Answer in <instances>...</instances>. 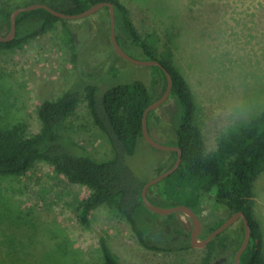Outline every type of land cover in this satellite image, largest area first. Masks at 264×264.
<instances>
[{
  "label": "trees",
  "instance_id": "obj_1",
  "mask_svg": "<svg viewBox=\"0 0 264 264\" xmlns=\"http://www.w3.org/2000/svg\"><path fill=\"white\" fill-rule=\"evenodd\" d=\"M98 3L113 6L114 34L119 47L131 57L157 61L172 79L171 92L165 102L173 106L172 111L167 119L157 116L156 110L149 112L146 126L149 136L152 129L161 134L160 144L179 148L181 161L171 175L147 190V200L160 208L185 206L198 218L203 211L205 198L211 197L217 204L224 205L227 216L215 221L207 234L201 236L202 240L232 214L243 213L250 229V238L239 264H264L262 232L252 210L256 183L264 171V111L237 124L217 140L214 151L206 152L201 131L196 125L198 110H195L183 76L174 65L173 40L169 39V46L161 52L159 42L153 35L142 36L138 33L128 9L119 0H0V24L9 30L11 13L31 5H45L59 13L77 15ZM102 10L108 11L107 8ZM58 23L62 26L65 45L75 44L67 21L38 9L20 13L16 17L14 38L8 43H0V50L19 48ZM106 31L109 36V21ZM104 44L108 52L110 48L105 40ZM96 49L100 51L99 47ZM77 50V47L73 49L75 65L82 59ZM82 61L88 66L85 60ZM108 67L110 72L119 71L111 65L110 60L103 62L97 72L76 70L74 79L60 98L43 100L36 110L40 132L34 137H26L24 119L18 118L17 112L11 111L13 109L10 110L11 86L2 83L0 76V179L20 177L30 171L36 162H46L56 174L91 191L76 208L81 225L88 226L91 212L105 206L125 221L140 246L151 251H170L166 245L175 244L180 233L175 230L172 235L166 231L168 233L162 236L165 237L162 241L152 239L158 215L150 213L142 204L141 190L148 179L140 174V169L148 164L143 159L145 155L149 156L150 162L156 160L152 166V177L168 170L176 159V152L151 148L143 141L141 134L143 110L163 94L165 76L158 67H152L148 79L143 82L132 80L105 87V78H99L98 74ZM260 99L263 101L264 91L260 92ZM81 100L93 126L107 141L111 156L106 161L91 159L81 146L71 141L66 132L65 123ZM153 191L155 198L149 194ZM19 221H23V218L11 212L8 204L4 206L1 201L0 229L10 232L11 236L3 238L7 248L3 241L0 242V264H82L80 252L70 247L67 240L59 239L56 230H48L46 235L42 233L39 236L31 226L23 228ZM215 238L224 241L220 235ZM242 238L243 226L242 237L232 250L233 257L226 254L215 256V260L224 258L222 264H233ZM39 239L42 241L37 246L35 242ZM162 242L167 244L161 245ZM97 245L101 264H119L105 235L98 237ZM181 246L186 247L182 243ZM211 259V253H208L203 264H213Z\"/></svg>",
  "mask_w": 264,
  "mask_h": 264
},
{
  "label": "rangeland",
  "instance_id": "obj_2",
  "mask_svg": "<svg viewBox=\"0 0 264 264\" xmlns=\"http://www.w3.org/2000/svg\"><path fill=\"white\" fill-rule=\"evenodd\" d=\"M119 1L128 9L138 33L153 35L161 52L169 46L168 40H173L174 65L198 110L196 125L206 152L214 151L217 140L237 124L264 111V99H260V92L264 91V0ZM107 18L108 11L101 9L83 20L68 21L75 44L65 45L62 26L58 23L19 48L0 50L2 83L11 86L10 110L24 119L26 137L40 132L36 116L39 104L45 99L60 98L76 70L97 72L103 62L110 60L119 71L110 72L108 67L98 74L99 78H105V87L148 79L152 67L126 63L113 52L106 31ZM8 33L5 25L0 24V36ZM103 39L110 48L108 52ZM75 47L88 66L82 59L74 64ZM172 107L164 103L156 110V115L167 119ZM65 128L71 141L81 146L91 159L102 162L110 158L107 141L93 126L82 100L66 121ZM151 137L159 144L162 141L155 129ZM143 159L148 164L140 169V174L150 180L156 160L150 162L146 155ZM254 193L252 210L262 232L264 250V171ZM90 194L87 187L56 174L52 166L42 161L20 177L0 179V202L4 206L8 204L11 212L23 218L19 221L23 228L31 226L39 236L56 230L59 239L67 240L70 247L80 252L82 264H101L97 245L101 235L107 238L119 264H203L208 253H211V262H215V256L233 257L232 250L242 237V224L237 221L220 234L224 241L214 238L210 246L194 248L189 244L192 222L187 215L158 216L152 230L153 240L160 242L165 239L162 236L168 232L173 235L175 230L180 237L171 246L160 243L170 251H151L140 246L125 221L105 206L91 212L88 226L81 225L76 208ZM149 194L156 197L154 191ZM202 207L199 242L215 221L227 216L225 206L211 197L203 200ZM5 236H11L10 232L0 229V242ZM39 241L42 240L35 242L37 246ZM3 243L7 248L6 240ZM181 243L186 247H180Z\"/></svg>",
  "mask_w": 264,
  "mask_h": 264
},
{
  "label": "water",
  "instance_id": "obj_3",
  "mask_svg": "<svg viewBox=\"0 0 264 264\" xmlns=\"http://www.w3.org/2000/svg\"><path fill=\"white\" fill-rule=\"evenodd\" d=\"M103 8L108 9V21H109V40L112 47L113 52L116 54V56L129 64L135 65V66H141V67H158L164 74L166 79V87L163 92V94L153 103L149 104L142 113L141 118V134L143 141L150 146L151 148L161 151V152H176V159L174 164L168 169L157 176H154L150 180H148L141 190V201L143 206L152 214L158 215V216H168L172 214H184L189 217V219L192 222V229L190 233L189 238V244L191 247L194 248H201L206 246L212 239L222 234L225 230H227L231 225H233L237 221H241L243 226V238L241 241V244L239 248L237 249L234 258H233V264H239V258L245 248L248 245L249 238H250V229L248 226L247 219L245 218L244 214L239 212L232 214L229 216L218 228H216L213 232H211L205 239L198 241L200 231H201V225L199 218L187 207L185 206H176L171 208H160L152 205L146 197L147 190L160 183L162 180H164L166 177L171 175L179 166L181 161V151L177 147H170V146H164L162 144L157 143L151 136H149L146 126V117L149 114V112L157 110L159 107H161L169 98L171 87H172V79L169 73L155 60H136L132 58L131 56L127 55L117 44L114 34V12H113V6L109 3H98L90 7L89 9L85 10L84 12L77 14V15H66L63 13L56 12L54 10H51L45 5H31L25 8H19L14 10L9 18V33L7 36H0V43H8L13 40L15 35V19L20 13L24 12H30L33 10L42 9L47 11L50 15L53 17L64 20V21H78L83 20L96 12L100 11Z\"/></svg>",
  "mask_w": 264,
  "mask_h": 264
},
{
  "label": "flooded vegetation",
  "instance_id": "obj_4",
  "mask_svg": "<svg viewBox=\"0 0 264 264\" xmlns=\"http://www.w3.org/2000/svg\"><path fill=\"white\" fill-rule=\"evenodd\" d=\"M213 264H222V260H219L218 262H214Z\"/></svg>",
  "mask_w": 264,
  "mask_h": 264
}]
</instances>
